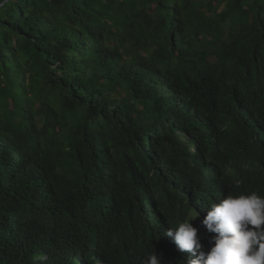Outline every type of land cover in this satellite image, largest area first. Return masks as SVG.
<instances>
[{"label": "trees", "instance_id": "obj_1", "mask_svg": "<svg viewBox=\"0 0 264 264\" xmlns=\"http://www.w3.org/2000/svg\"><path fill=\"white\" fill-rule=\"evenodd\" d=\"M223 185L264 196V0H0V264H187Z\"/></svg>", "mask_w": 264, "mask_h": 264}, {"label": "clouds", "instance_id": "obj_2", "mask_svg": "<svg viewBox=\"0 0 264 264\" xmlns=\"http://www.w3.org/2000/svg\"><path fill=\"white\" fill-rule=\"evenodd\" d=\"M240 184L236 181L235 187ZM215 190L217 196L208 204L207 215L202 210L179 224H165L163 236L171 238L181 253H189L187 264H264V196L255 191L229 195L225 185ZM47 259L36 255L32 264ZM141 264L161 261L153 252Z\"/></svg>", "mask_w": 264, "mask_h": 264}, {"label": "rangeland", "instance_id": "obj_3", "mask_svg": "<svg viewBox=\"0 0 264 264\" xmlns=\"http://www.w3.org/2000/svg\"><path fill=\"white\" fill-rule=\"evenodd\" d=\"M200 219V218H199Z\"/></svg>", "mask_w": 264, "mask_h": 264}]
</instances>
